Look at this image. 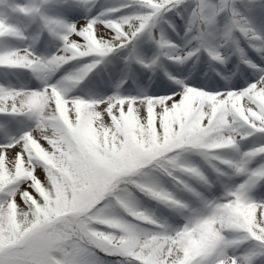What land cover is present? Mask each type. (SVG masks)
<instances>
[{
    "label": "snow or ice",
    "instance_id": "6c2138e0",
    "mask_svg": "<svg viewBox=\"0 0 264 264\" xmlns=\"http://www.w3.org/2000/svg\"><path fill=\"white\" fill-rule=\"evenodd\" d=\"M0 264H264V0H0Z\"/></svg>",
    "mask_w": 264,
    "mask_h": 264
}]
</instances>
